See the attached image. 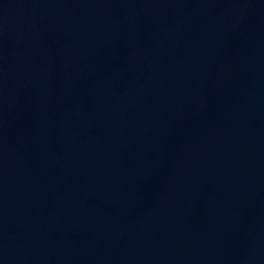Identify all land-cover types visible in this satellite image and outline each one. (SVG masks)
<instances>
[{
	"label": "water",
	"instance_id": "obj_1",
	"mask_svg": "<svg viewBox=\"0 0 264 264\" xmlns=\"http://www.w3.org/2000/svg\"><path fill=\"white\" fill-rule=\"evenodd\" d=\"M0 264H264V0H0Z\"/></svg>",
	"mask_w": 264,
	"mask_h": 264
}]
</instances>
